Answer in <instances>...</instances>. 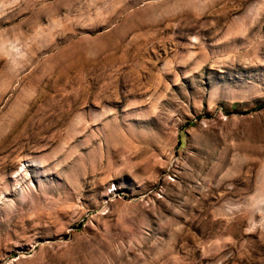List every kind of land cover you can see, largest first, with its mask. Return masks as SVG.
I'll return each mask as SVG.
<instances>
[{"label":"rangeland","instance_id":"374dc122","mask_svg":"<svg viewBox=\"0 0 264 264\" xmlns=\"http://www.w3.org/2000/svg\"><path fill=\"white\" fill-rule=\"evenodd\" d=\"M0 264H264V0H0Z\"/></svg>","mask_w":264,"mask_h":264}]
</instances>
